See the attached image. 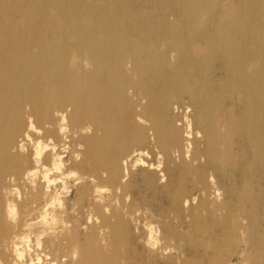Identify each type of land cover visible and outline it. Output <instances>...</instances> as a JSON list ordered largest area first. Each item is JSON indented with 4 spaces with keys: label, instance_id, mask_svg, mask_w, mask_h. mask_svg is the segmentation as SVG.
<instances>
[{
    "label": "bare ground",
    "instance_id": "6f19581e",
    "mask_svg": "<svg viewBox=\"0 0 264 264\" xmlns=\"http://www.w3.org/2000/svg\"><path fill=\"white\" fill-rule=\"evenodd\" d=\"M172 52L175 64L169 60ZM85 60L90 68H85ZM128 60L130 70L125 67ZM128 88L138 97L135 101L127 95ZM141 96L148 98V104L137 112ZM173 103L181 109L185 104L192 107V158L202 155L203 163L174 161L173 152L186 147L187 126L176 127L180 117L171 111ZM25 104L32 106L27 115L43 133H33V140H41V148L47 144L49 149L42 151L35 164L27 142V154L11 151L27 128ZM57 112L66 113V125L60 124L62 116H54ZM137 116L149 126L139 124ZM89 124L92 135L82 133ZM61 126L67 128L62 134ZM197 132L202 140L196 138ZM80 144L85 147L77 161L74 154ZM141 150H147L151 158ZM158 153L164 158L161 171L167 180L163 184L154 170ZM61 156L64 167L55 173ZM125 160L129 175L127 184H121ZM137 160L142 166L132 170ZM45 165L53 172L49 179H63L72 170L83 179L74 189L77 197L64 200L63 213L54 202L59 184L44 191ZM34 166L35 187L25 179ZM102 172H107V178ZM209 173L228 182L221 186L215 181L224 194L222 205L217 206L225 210L223 219H214L211 211L207 216L200 214L208 209L206 197L187 212L182 207L185 197L208 191ZM257 173H264V3L0 0V264H13L17 255L23 256L22 264L29 260L33 264L37 260L42 264H119L122 242L130 251L129 264H146V251L123 213V195L120 208L113 203L117 186L131 193L129 212L136 206H155L160 198L166 208L157 221L162 239L165 246L170 238L177 243L183 240V264H224V251L235 245L237 229L244 227L237 215L248 219L251 264H264V226L255 224L264 218V182L261 177L253 184ZM92 177L98 185L113 189V197L103 205L92 195ZM63 182L66 187L71 183ZM141 190L152 192L155 200L145 202L147 195L136 193ZM46 203H52L49 214L58 223L66 221L71 227H54L49 232L31 223L43 214ZM104 207L111 208L110 215ZM89 215L93 223L85 231L81 225ZM177 218L179 223L173 224ZM180 229L190 231L185 234ZM37 235L43 237L40 248L35 246ZM109 235L112 256L101 244ZM209 238L213 250L205 255L201 243ZM13 245H19L15 255ZM74 251L78 252L75 261ZM165 260L174 264L172 258Z\"/></svg>",
    "mask_w": 264,
    "mask_h": 264
},
{
    "label": "clouds",
    "instance_id": "9594fccd",
    "mask_svg": "<svg viewBox=\"0 0 264 264\" xmlns=\"http://www.w3.org/2000/svg\"><path fill=\"white\" fill-rule=\"evenodd\" d=\"M259 2L264 3V0H259ZM169 19H172V17H169ZM163 48V46H161ZM33 51H36L35 49H33ZM75 59V58H74ZM169 60L172 64H175L176 62V54L175 52H172L169 54ZM84 66L85 68H90L91 65L85 60L84 61ZM126 69H131L132 67V61L128 60L126 65H125ZM133 79H139L138 76H133ZM134 90L132 88H128L127 89V95L129 97L132 98L133 101H135L138 97L136 95H133ZM148 104V98L147 97H139V104L136 106V110L137 112L141 111V105H147ZM32 110V106L30 104H25L24 105V113L26 114V120H27V128L23 133L22 137H18V143L16 146H13L11 151L13 153L17 152L18 150L24 154H27L29 151V148L25 146V143L27 142L33 149V161L34 164L35 162H38L41 159V153L42 151H48V146L47 144L44 145V148H41V143L42 141L37 139V140H33V133H37L39 135H43L42 130L38 129L35 122H34V118L31 115H27L28 113H30ZM67 111H70V108L67 109ZM171 111L173 112L174 116H179L180 118L177 119L175 121V125L177 128H181L183 129L185 127V125L187 126V131L184 132V136L186 137L184 143L186 145V147H184L183 149H176L173 152V156H174V161L176 163H180L181 159H183V161L185 163H190L191 165L195 166L197 163H203L205 158L204 156H200L198 160H193L192 158V152L194 149V144H193V137L191 135V131H192V119H191V113H192V107L188 104H185V106L183 107V109H181L179 107V105L173 103L171 104ZM54 116H62L63 119L60 121L61 125H66L67 124V115L66 113H54ZM136 120L139 124L141 125H145V126H149V122L145 121L142 117L137 116ZM67 131L66 127H58V132L59 133H64ZM82 133L87 134V135H92L93 133V128L92 125H86L84 129H82ZM149 135L152 139L153 142H155V135L151 133V131L149 132ZM196 138L198 139H203V136L200 132L196 133ZM53 140L51 138H49L48 140V144H52ZM79 151L77 153L74 154V158L79 161L81 158L80 153L83 152L84 150V145L80 144L77 146ZM201 147H203V145H201ZM65 151L68 150V145H65ZM51 151L55 152L56 149L53 148L51 149ZM142 154L146 157H150V154L147 152V150H141ZM133 155H137L136 152L133 153ZM132 157H128V160H131ZM157 164L156 167L154 168L155 171L158 172L159 174V183L163 184L166 182L167 177L165 176V174L163 173V171H161V169L164 166V158H163V153H158L157 157ZM128 160L123 161V165H124V169H123V178L121 179V184H127V180H128V175H129V171H128ZM64 157L61 156L60 157V163H58L54 168H53V172L55 173H60L61 172V168L64 167ZM142 161L137 160L136 163H134L132 165V170H135L138 166H142ZM48 166L45 165L44 166V172H43V176H42V182L44 183V191L47 193L49 192L51 189L49 188L50 185L53 184H59V192L54 193V197H55V205H56V209L60 212L63 213L64 209H65V204H64V200L65 199H69V197L71 196V194L73 193L74 189L76 187H78L82 182L83 179L82 178H78L80 177V174L75 171H68L65 172L63 174V179H57V180H52L49 179V177L53 174V172H49L47 170ZM153 170V169H150ZM101 175L104 178H107V172H102ZM31 178V179H29ZM25 179L29 181V183H31L33 185V187H35V180L37 179V168L34 166L32 169H29L26 173H25ZM69 180L72 182V187H66L65 183L63 182V180ZM91 183L93 184V188H92V195L93 197H95L96 202L100 203V204H104L105 201L109 198L113 197V189L108 187V186H100L97 184L96 179L94 177L89 178ZM193 179H195V177H193ZM10 180L14 181V178H10ZM207 183L209 185L208 191L204 192L201 191L199 194L197 195H193L191 197H185L183 199V203H182V207L185 209V212H187V209L190 206L195 207L199 202L201 197H206V199L209 201L208 204V209L207 210H202L201 211V215L202 216H207L209 211L213 212V217L214 219H216L217 217H220L221 219H223V216L225 214V210L221 211L217 209L218 205H222L223 203V199H224V194L223 191L217 187L216 182H215V178L214 176L209 173L208 175V179H207ZM18 191V190H16ZM61 193L63 194V196H61ZM115 198L113 200V203L116 205L117 208L121 207L120 204V196L123 195L124 197V204H123V213L125 215V218L128 219L129 223L132 226L133 229V233L138 237L137 239V243L141 244L143 246V248L146 251V255L148 257L147 262H150L151 264V260L153 257L158 258L161 261H164L165 258H172L174 259V264H183V262L185 261V256L184 253L182 251L184 242L183 240H181L179 242V244H177L175 239L170 238L167 242V246H165V242L162 239L163 236V232H162V228L160 226V224L157 222L159 220V217L155 216V214L151 211L150 208L148 207H139L136 206L132 212H129L128 210V205L132 204V196L131 193L129 191L124 192L122 191V189L117 186L115 188ZM19 199V197H17ZM138 205V203H137ZM52 208V203H46L43 206V214L39 217V219L37 221H32L31 223L33 224H41L43 227L47 228L49 232H51L52 228L54 227H63V228H70L71 225L70 223L66 222V221H57V219L55 218L54 215H50L49 214V209ZM105 214H111V208L110 207H104L103 209ZM152 217L151 220H149V217ZM190 219L188 217H186V220ZM237 220L239 221V223L241 225H243L244 227H241L239 229H237L238 235H239V243L242 245V249L241 251L238 253V255H235L233 257H236V264H251V261L253 259V254L250 251V240H249V231H246L247 225H248V219L246 216H239L237 215ZM11 222L13 224L16 223V219L15 218H11ZM93 223V217L91 215H89L86 220L85 223L81 225L82 229L87 231V228L89 225H91ZM95 223L98 225L100 223V219L99 217H95ZM173 224H178V218L172 221ZM28 225H25V228H27ZM181 231H184L185 234H187L190 230L187 229H180ZM103 231H101V234H103ZM43 237L40 235H37L35 237L36 239V248H40L41 244H40V240ZM25 239V243H28L27 238ZM101 244L103 245V250L104 252L109 255L112 256V243H111V236L109 235L108 238L106 240L102 239L101 240ZM206 245V246H205ZM19 247V245H13V252L14 255L16 248ZM127 247L128 245L124 242L121 243V247H120V257L118 258L119 260V264H129L128 259H126V253H127ZM201 247L204 249V253L205 255H207V253L212 252L213 250V246H212V241L209 238L207 241H203L201 243ZM29 252H31V249H29ZM78 258V252L74 251L73 255H72V259L75 261ZM114 259L117 260V257L113 256ZM66 259V258H65ZM22 260H23V256L22 255H17L16 256V261H20L22 264ZM16 261L13 262V264H16ZM29 264H33V262L31 260H29ZM35 264H42L41 261L37 260L35 262ZM231 264H233L232 259H231Z\"/></svg>",
    "mask_w": 264,
    "mask_h": 264
},
{
    "label": "rangeland",
    "instance_id": "374dc122",
    "mask_svg": "<svg viewBox=\"0 0 264 264\" xmlns=\"http://www.w3.org/2000/svg\"><path fill=\"white\" fill-rule=\"evenodd\" d=\"M220 77H222V76H220ZM195 132H193V134H194ZM236 148V147H235ZM66 160V159H65ZM195 174H197V173H195ZM229 174V173H228ZM263 178L262 179V181L264 182V173H257L255 176H254V182H253V184L254 185H256V181L257 180H259V178ZM215 181L219 184V185H221V186H228V182H227V180H226V178L225 177H223V178H215ZM262 186H264V183H262ZM67 187H72V182L69 184V185H67ZM136 193H139L141 196H142V194L143 195H147L145 198H144V200H145V202H148V201H152L153 199L155 200V195H153L152 194V192H143L142 190L140 191V192H136ZM75 190L73 191V193L71 194V199L72 198H76L75 197ZM156 202H157V204L155 205V206H142V208L143 207H148V208H150L151 209V211L155 214V216H157V217H159V219H160V217L163 215V211H165V207H164V204L162 203V201L160 200V198L159 197H157V199H156ZM164 217V216H163ZM152 219V217L150 216L149 217V220H151ZM204 223H206V221L203 219V221H202V224H204ZM259 228H262L263 226H264V218L262 217V219L261 220H256V223H255ZM261 226V227H260ZM261 230V229H260ZM177 244H179V242L177 243ZM241 249H242V245L239 243V235H237L236 236V242H235V245H233L232 247H231V249L228 251V250H226V251H224V259H225V262H224V264H231V259H232V262H233V264H236V260H237V258L236 257H233V256H235V255H238V253L241 251ZM198 251H200V252H203V249L202 248H199L198 249ZM126 255L127 256H129L130 255V251L127 249V253H126ZM154 258V260L152 261L153 263H157V264H166L165 262H166V260H164V261H161V260H159L158 258H155V257H153ZM152 258V259H153ZM152 263V264H153Z\"/></svg>",
    "mask_w": 264,
    "mask_h": 264
}]
</instances>
